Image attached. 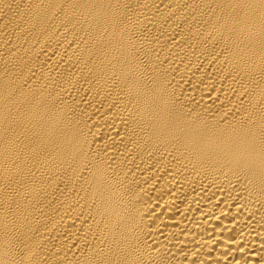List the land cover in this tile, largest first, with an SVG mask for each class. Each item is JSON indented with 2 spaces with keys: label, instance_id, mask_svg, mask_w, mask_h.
Wrapping results in <instances>:
<instances>
[{
  "label": "bare ground",
  "instance_id": "obj_1",
  "mask_svg": "<svg viewBox=\"0 0 264 264\" xmlns=\"http://www.w3.org/2000/svg\"><path fill=\"white\" fill-rule=\"evenodd\" d=\"M0 264H264V0H0Z\"/></svg>",
  "mask_w": 264,
  "mask_h": 264
}]
</instances>
